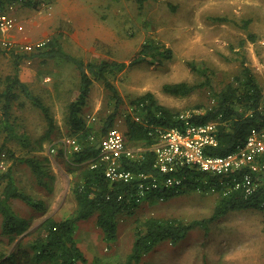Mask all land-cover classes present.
<instances>
[{
  "label": "rangeland",
  "instance_id": "1",
  "mask_svg": "<svg viewBox=\"0 0 264 264\" xmlns=\"http://www.w3.org/2000/svg\"><path fill=\"white\" fill-rule=\"evenodd\" d=\"M24 1L27 0L16 4L14 16L25 25L24 32L30 30L36 39L26 45L59 36L63 51L85 62L96 63L104 59L128 62L139 47L149 41L172 50V59L161 66L142 64L109 78L121 98L115 124L120 132L126 116H135L129 102L146 92L184 116L201 114L213 104L207 86L186 96L163 93L161 88L166 83L199 84L204 81L201 74L186 66L187 61L207 69L211 87L219 90L239 73L240 59L244 58L261 87L264 110V0H147L142 10L134 0H29L31 5ZM36 1L38 4L33 7ZM57 1L65 4L61 14L58 9L49 8ZM38 16L47 19L46 26L36 28L41 25L33 24ZM215 17L228 21H213ZM245 21L249 23L244 29ZM249 34L254 35V42L247 40ZM241 40L246 42L239 48ZM12 41L15 44L12 47L0 44V92L3 80L14 74L11 52L25 51L24 43ZM20 67V79L50 108L55 124L50 138L43 139L46 121L41 112L20 95L10 110L9 135L0 125V145L6 137V147L13 154L12 158L1 157L0 172L11 167L18 189L44 205L43 210L36 211L19 200L13 202L15 213L30 221L28 233L45 218L63 219L75 208L72 188L80 168L70 173L56 157V150L64 148L69 138L64 117L67 104L78 96L79 75L77 69L65 61H23ZM114 106L102 82L93 81L83 109L86 124L97 130ZM127 146L146 148L132 143ZM24 158L43 162L51 176L44 178L45 186L37 183L29 164L20 161ZM3 185L0 181V191ZM217 198V194L197 192L164 202H143L133 215L120 219L117 242L112 249L102 242L93 215L76 226L75 239L86 258L85 263L77 264H91L94 258L119 263L131 249L136 218L141 220L153 215L186 222L199 220L210 215ZM18 239L10 242L2 234L0 218V255L13 251ZM142 264H264V215L255 210L230 212L210 225L206 236L196 229L177 246L168 242L158 244L143 258Z\"/></svg>",
  "mask_w": 264,
  "mask_h": 264
},
{
  "label": "trees",
  "instance_id": "2",
  "mask_svg": "<svg viewBox=\"0 0 264 264\" xmlns=\"http://www.w3.org/2000/svg\"><path fill=\"white\" fill-rule=\"evenodd\" d=\"M13 1V0H6ZM137 8L142 10L147 0H134ZM31 5L29 0L24 1ZM4 1L0 0V9ZM38 2H34L35 5ZM213 21L220 23L228 21L224 17H215ZM249 21L243 22L245 29ZM250 42L255 41L252 34L247 36ZM246 40L238 43L239 48L245 45ZM239 54V53H238ZM14 64L13 76L3 80V89L0 92L1 115L0 125L10 133L8 118L12 105L23 95L30 104L38 109L47 123V130L43 139H49L55 129L51 110L36 96L20 79V63L23 61L39 60L44 63L49 60L69 62L78 71V96L66 106L64 125L69 138L78 141L80 149L68 153L60 147L56 157L67 167L71 173L73 169L80 168L78 177L73 184L72 192L75 208L70 216L63 219L53 217L45 218L33 231L26 233L30 221L19 217L14 209L13 202L19 200L36 211L43 210V202L35 201L29 195L20 191L12 178V169L0 172V181L4 182L0 191V218L1 231L8 240L18 239L13 251L0 255V264H77L85 263L86 258L75 239L76 226L95 215V225L101 232L102 242L111 249L116 245L118 223L124 216L129 217L143 202H164L174 197L189 193L217 194L218 198L212 212L206 218L184 221L175 217L149 216L145 219L135 220L133 228V242L129 253L123 261L113 263L94 258L91 264H142L143 258L151 253L155 247L168 242L177 246L188 235L196 230H202L205 236L209 227L221 217L230 212L259 211L264 215V174L258 175L260 185L249 195L243 190H230L226 192V184L231 185L232 179H223L208 173L186 169L184 182L176 188H159L151 191L147 196L137 200L138 180L133 179L126 183L122 181L111 182L104 175V165L91 168L88 161L98 154V143L102 136L115 128L119 116L121 98L116 88L110 82V77L125 69L138 65L161 66L173 57L170 48L163 44L146 42L142 44L128 62H119L113 59H104L99 62H85L62 50L59 36L49 38L41 47H34L30 51L11 52ZM186 66L195 73L201 74L204 81L199 84L187 82L166 83L162 86L163 93L172 96H186L198 88L207 86L213 104L204 108V112L192 115L195 123H216L218 146L212 155L223 156L242 146L252 128L264 127V110L262 108L263 94L251 68L244 58L240 59L241 69L232 81L224 87L215 90L210 85L207 69L198 68L195 62L187 61ZM93 81H101L110 93L115 106L112 112L101 121L97 130L87 125L83 117L88 94ZM134 115H127L122 135L127 144H140L150 147L154 143V136L150 134L153 127L170 128L179 126V112L160 104L151 92H146L129 102ZM92 138V139H91ZM6 137L0 145V159L2 156L13 157L6 147ZM95 140V141H94ZM29 164L31 171L39 185L45 186V177L51 178L43 162L33 158L20 159ZM153 154L144 153L143 158L137 161L123 159V167L135 174L158 175L152 169ZM240 179L241 174L236 175Z\"/></svg>",
  "mask_w": 264,
  "mask_h": 264
},
{
  "label": "built area",
  "instance_id": "3",
  "mask_svg": "<svg viewBox=\"0 0 264 264\" xmlns=\"http://www.w3.org/2000/svg\"><path fill=\"white\" fill-rule=\"evenodd\" d=\"M0 9V44L12 47L14 30L21 32L23 25L14 16L16 4L22 0H3ZM45 41L35 46L25 45L23 49L32 50L41 47ZM179 126L162 128L153 127L150 134L154 143L150 147L131 149L127 146L122 133L112 128L102 136L98 143V154L87 163L91 168L104 165V175L111 182H130L137 179V200L144 199L151 191L159 188H176L184 182L185 170L192 169L208 173L220 178L232 179L226 192L243 190L246 195L252 194L260 183L258 175L264 174V127L252 128L242 146L223 155H212L211 151L218 146L216 123H195L190 116L179 115ZM92 139V138H91ZM64 151L69 153L80 149L75 138H67ZM153 154L152 169L158 175L135 174L123 167V159L137 161L145 152ZM240 173L238 179L236 175Z\"/></svg>",
  "mask_w": 264,
  "mask_h": 264
},
{
  "label": "crops",
  "instance_id": "4",
  "mask_svg": "<svg viewBox=\"0 0 264 264\" xmlns=\"http://www.w3.org/2000/svg\"><path fill=\"white\" fill-rule=\"evenodd\" d=\"M49 8L50 9H52V8H55L54 10H57L58 9V11H60V13L59 14H61L63 11H64V9H65V4H61L60 3V1H57V2H55V3H52V4H50L49 5ZM17 19V18H16ZM45 20H47L46 18L44 19L42 16H38L37 17V20H35V21H33V24L34 25H40L39 27H36V28H42V27H44V26H46L45 24H44V21ZM18 21V20H17ZM20 21V20H19ZM18 21V22H19ZM19 23H21L22 25H23V23L22 22H19ZM29 23H32V22H30L29 21ZM50 23H52L51 22V20H50ZM47 26H49V25H47ZM25 28V25H23V29ZM35 28V30H38V29H36ZM44 29V28H43ZM30 30H27L26 31V29H25V32H24V30H22L21 32H17V31H13V32H11L10 33V36H12L13 37V39L14 40H17V41H19V43H24L25 45L26 44H29V43H31L32 41L33 42H35V38H34V35H33V33L32 32H29ZM24 32V33H23ZM40 33L42 34V35H46V32H42L41 30H40ZM50 33V32H49ZM53 37V36H52ZM49 39V38H48ZM47 39V40H48ZM47 40H45V42L47 41ZM29 42V43H28ZM41 42H43V41H41ZM37 43H39V42H36L34 45H31V46H35ZM26 51V50H25ZM27 52V51H26Z\"/></svg>",
  "mask_w": 264,
  "mask_h": 264
}]
</instances>
